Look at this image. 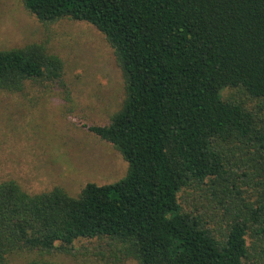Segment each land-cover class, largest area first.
I'll list each match as a JSON object with an SVG mask.
<instances>
[{
  "label": "trees",
  "instance_id": "16d2710c",
  "mask_svg": "<svg viewBox=\"0 0 264 264\" xmlns=\"http://www.w3.org/2000/svg\"><path fill=\"white\" fill-rule=\"evenodd\" d=\"M41 22H84L113 48L122 108L88 130L128 164L119 181L30 195L0 183V264H26L107 241L137 264H264V119L223 89L264 102V0H22ZM61 60L38 45L0 50V92L62 82ZM211 200L215 232L184 196ZM219 206L220 208H218ZM207 209L208 206H201ZM253 242L248 245L246 237Z\"/></svg>",
  "mask_w": 264,
  "mask_h": 264
},
{
  "label": "rangeland",
  "instance_id": "374dc122",
  "mask_svg": "<svg viewBox=\"0 0 264 264\" xmlns=\"http://www.w3.org/2000/svg\"><path fill=\"white\" fill-rule=\"evenodd\" d=\"M30 45L41 46L61 60L62 82L28 83L19 93L0 92V183L13 181L30 195L57 188L76 197L87 183L107 185L122 179L128 171L122 155L88 130L109 124L125 100V80L113 48L90 24L70 19L41 22L24 9L22 0H0V50ZM221 95L238 101L256 120L264 119V102L236 89H223ZM182 204L204 213L215 232L222 230L223 210L211 200L194 194L184 196ZM106 243L76 242L72 252L47 260L137 264L110 259ZM27 262V257L17 255L12 264ZM256 262L257 257L244 261Z\"/></svg>",
  "mask_w": 264,
  "mask_h": 264
}]
</instances>
